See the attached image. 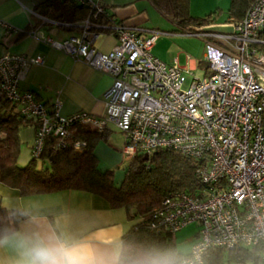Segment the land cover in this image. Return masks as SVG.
Wrapping results in <instances>:
<instances>
[{
  "label": "built area",
  "instance_id": "obj_1",
  "mask_svg": "<svg viewBox=\"0 0 264 264\" xmlns=\"http://www.w3.org/2000/svg\"><path fill=\"white\" fill-rule=\"evenodd\" d=\"M73 1L90 10L77 32L59 40L36 28L27 33L111 76L103 93L104 113L79 110L62 116L58 99L47 108L32 93L19 92L29 66L43 58L0 52L1 93L35 124L31 156H41L47 137L56 139L55 149L70 145L81 150L85 141L70 139L75 128L103 132L108 125L123 134L122 152L128 158L177 150L194 161L203 187L200 193L179 191L164 197L151 210L150 226L175 234L197 223L196 238L179 264H205L203 255L210 247H258L255 264H264V51L256 46L264 43L259 36L264 31V0H251L229 32H184L204 39L207 72L202 77L152 55L157 29L124 24L100 0ZM0 23L6 32L20 31ZM103 31L116 37L107 52L95 46Z\"/></svg>",
  "mask_w": 264,
  "mask_h": 264
},
{
  "label": "crops",
  "instance_id": "obj_2",
  "mask_svg": "<svg viewBox=\"0 0 264 264\" xmlns=\"http://www.w3.org/2000/svg\"><path fill=\"white\" fill-rule=\"evenodd\" d=\"M44 1L0 0V21L19 30L36 28L42 34L57 40L77 32L43 22L37 14L40 15L39 11L48 10L47 7L41 6ZM100 1L109 15L124 24L147 29L154 28L147 26L148 10L153 6L149 0L147 2L146 0ZM229 2L230 0L226 13H222L218 11L220 1L189 0V11L194 17H201L202 14L207 15L213 11L219 13L215 14L217 16L211 14L210 22L194 25L193 29L229 32L234 21V17L228 12ZM169 39L177 40L178 38ZM167 41L168 39L159 37L152 46V55L167 65L179 66L178 64L181 63L180 67H188L193 75L197 69L202 70V75L199 77L206 74L204 52L200 59L194 56L189 61H184L180 55H171ZM115 43V35L103 31L95 46L99 51L107 52ZM0 52L21 53L26 57L40 55L43 58L41 64L29 66L24 78L18 84L19 92L32 93L34 98L47 108L58 99L59 113L62 116L79 110L93 115L104 113L103 93L112 82L111 76L107 73L93 69L83 61L75 60L68 54L30 37L28 33L6 32L1 23ZM200 60L203 61L201 64H199ZM111 126L113 125H108L104 132L105 139L108 137ZM34 134L33 122L25 123L18 129L20 142L25 143L29 149ZM0 204L8 210L19 209L25 213V217L18 222L16 229L0 239L3 241L0 243V264H19L22 259L19 247L21 240L35 239L37 236L50 240H69L82 246L94 264H117L121 236L133 222L124 209L111 208L104 198L82 190L65 189L21 195L18 190L0 182ZM196 235L197 233L191 240V244Z\"/></svg>",
  "mask_w": 264,
  "mask_h": 264
},
{
  "label": "trees",
  "instance_id": "obj_3",
  "mask_svg": "<svg viewBox=\"0 0 264 264\" xmlns=\"http://www.w3.org/2000/svg\"><path fill=\"white\" fill-rule=\"evenodd\" d=\"M149 1L175 26L178 33L192 30L194 25L210 22L212 15L216 14L213 11L203 18L192 16L189 0ZM250 1L230 0L228 12L234 21L242 18ZM41 6L48 10L37 12L45 18L56 20L60 23L58 26L65 30H79L81 21L90 15L87 6L73 0H45ZM27 31L25 28L17 33L26 34ZM259 36L264 39V31H260ZM256 46L264 51V43ZM202 62L200 60L199 64ZM28 122L19 113L16 104L8 100L0 90L2 184L18 190L21 195L65 189L82 190L104 198L111 208L124 209L133 222L121 236L117 264H179L181 258L187 255L188 252L177 249L175 234L150 226V213L154 206L170 194L179 191L200 193L203 184L195 175V164L191 157L169 148L151 151L147 158L138 153L129 158L123 166L121 181L116 182L113 171L102 169L94 153L95 142L99 137H105V131L96 132L78 127L73 130L70 139L85 141L81 150H75L70 145L55 149L56 139L47 137L41 156H31L25 165L19 166L18 129ZM24 217L22 210H8L0 204V239L14 231ZM259 254L258 247H236L231 250L210 247L204 252L203 258L205 264H224L231 260L255 264Z\"/></svg>",
  "mask_w": 264,
  "mask_h": 264
},
{
  "label": "rangeland",
  "instance_id": "obj_4",
  "mask_svg": "<svg viewBox=\"0 0 264 264\" xmlns=\"http://www.w3.org/2000/svg\"><path fill=\"white\" fill-rule=\"evenodd\" d=\"M217 1H220V10L218 11L226 13V8L229 0ZM151 7L152 8H149L148 10L149 20L147 26H153L155 29H157L160 32V38L168 39L167 43L170 46L171 55H180V58L184 61H189V59L194 56H196V59H200L202 53L204 52L203 39L194 34L175 32V26L166 17L160 14L158 10L153 8V6ZM218 11H214L213 14L217 13ZM203 17H205V15L202 14L201 18ZM189 31L194 32L196 31V29H189ZM167 32H169L170 34H168ZM169 38L178 39L173 40ZM178 65L180 66L181 63H179ZM184 67L186 68V66H183V68ZM201 75L202 70L197 69L194 72L193 76L199 77ZM123 145V134L113 126L110 127V132L108 133L107 139L99 137L94 145V152L97 157L99 166L102 169H109L113 171L114 179L116 182L121 181L123 177V166H125L129 161V158L122 152ZM30 157V149L25 143L20 142V151L17 159V164L19 166L25 165ZM197 230V223L191 222L175 233L174 242L176 243V247L179 251H189L191 246V240L194 238L195 234L197 233ZM224 264H251V262L246 261L245 263H237L236 261L231 260L230 262L225 261Z\"/></svg>",
  "mask_w": 264,
  "mask_h": 264
},
{
  "label": "clouds",
  "instance_id": "obj_5",
  "mask_svg": "<svg viewBox=\"0 0 264 264\" xmlns=\"http://www.w3.org/2000/svg\"><path fill=\"white\" fill-rule=\"evenodd\" d=\"M19 247L22 256L19 264H94L82 246L69 240L37 236L35 239H22Z\"/></svg>",
  "mask_w": 264,
  "mask_h": 264
},
{
  "label": "water",
  "instance_id": "obj_6",
  "mask_svg": "<svg viewBox=\"0 0 264 264\" xmlns=\"http://www.w3.org/2000/svg\"><path fill=\"white\" fill-rule=\"evenodd\" d=\"M147 156H148V155L145 153V154H144V158H147Z\"/></svg>",
  "mask_w": 264,
  "mask_h": 264
}]
</instances>
